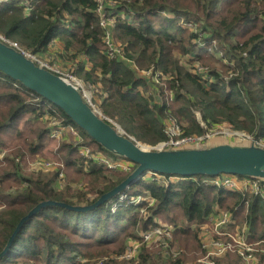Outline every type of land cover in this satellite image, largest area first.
Returning a JSON list of instances; mask_svg holds the SVG:
<instances>
[{
    "label": "trees",
    "instance_id": "trees-1",
    "mask_svg": "<svg viewBox=\"0 0 264 264\" xmlns=\"http://www.w3.org/2000/svg\"><path fill=\"white\" fill-rule=\"evenodd\" d=\"M115 1L114 24L107 28L121 51L114 57L108 54L107 31L100 26L95 0L0 2V35L71 73L91 89L93 103L103 115L139 142L167 141L170 118L186 123L184 136H204L196 113L206 125L228 123L264 141V0ZM162 12L170 16H159ZM52 122L75 128L84 138L81 144L92 153L123 160L131 170L83 158L75 144L63 142L52 153L64 163L63 171L85 174L88 186L61 191L54 187L55 174L22 177L21 162L49 155ZM0 149L11 155L0 170V253L21 220L39 204L92 205L136 168L94 141L60 108L1 71ZM148 180L140 179L91 211L42 207L23 224L0 264H92L91 259L104 256L108 258L104 264H113L109 252L121 256L127 239L137 238L162 216L170 224L181 217L184 227L175 238L186 242L185 236L193 237L197 248V233L190 230L197 231L216 208L247 224L251 241L264 240L261 197L194 181L167 186ZM5 181L22 186L20 192H7ZM123 196L126 202L119 201ZM138 197L155 202L140 203L144 212L140 214V207L130 201ZM173 211L178 214L170 216ZM158 251L163 262L152 260L145 248L138 264H186L189 258L185 254L166 258L163 250Z\"/></svg>",
    "mask_w": 264,
    "mask_h": 264
},
{
    "label": "water",
    "instance_id": "water-1",
    "mask_svg": "<svg viewBox=\"0 0 264 264\" xmlns=\"http://www.w3.org/2000/svg\"><path fill=\"white\" fill-rule=\"evenodd\" d=\"M0 71L60 108L80 129L108 152L136 166L126 180L92 205L70 206L56 202L39 204L21 220L0 253V258L8 253L23 224L42 207L60 205L75 212L91 211L126 192L147 173L182 178L214 177L225 174L264 179V148L253 143L248 146L226 143L207 147L190 145L182 148L147 149L102 117L84 99L81 89L71 81L39 66L19 50L2 41H0Z\"/></svg>",
    "mask_w": 264,
    "mask_h": 264
},
{
    "label": "built area",
    "instance_id": "built-area-1",
    "mask_svg": "<svg viewBox=\"0 0 264 264\" xmlns=\"http://www.w3.org/2000/svg\"><path fill=\"white\" fill-rule=\"evenodd\" d=\"M9 1V0H3ZM98 5L99 22L102 28H106V44L111 45L108 54L114 57L116 53H121L120 49L111 43L113 40L112 31L108 30V26L113 23V16L115 14L116 1L115 0H95ZM112 15V17H111ZM114 24V23H113ZM112 24V25H113ZM0 41L9 46L19 50L24 56L33 60L39 66L71 81L74 85L81 89L84 99L94 108L92 97L87 99L84 94V87L71 73L64 74L60 72L56 66H51L44 60L35 56L30 52H26L16 42L9 41L0 35ZM56 67V68H55ZM202 72V68H199ZM91 93V92H90ZM92 96V95H91ZM95 109V108H94ZM96 110V109H95ZM52 125L65 128V125L52 122ZM71 130L73 127L67 126ZM166 132L168 140L160 144L159 149L165 148H182L190 145H203L209 138V135L193 138L184 136V131L177 119L170 118L167 123ZM264 148V147H263ZM0 158L6 157L5 151ZM80 154L89 160H95L101 165H106L111 169H118L117 162L112 161L107 155L96 152L92 153L88 147L83 146ZM35 159V167L38 171H53L57 170L60 164L54 160L50 161ZM122 165V164H121ZM130 164L127 165L129 167ZM123 168V165L120 166ZM59 173V172H58ZM159 184L169 185L175 180H190L207 186L215 187L219 190H228L234 193H241L244 197L246 195H254L264 199V179H254L249 177H238L236 175H219L214 177L197 176L191 178L182 177H168L158 173H148ZM122 199L124 198L121 197ZM135 202L143 203L149 202L150 206L154 204V200L147 197H138ZM156 224L150 225L146 230L140 232L137 238H133V242L128 240L125 246V252L119 256V259L126 260L131 264H138L140 253L143 249L163 250L168 257L177 258L181 255L173 243L174 234L180 228L174 224H162L155 219ZM197 233L198 245L200 248V255L193 264H228L229 261L237 257L242 264H264V240L253 242L249 238V228L247 224H242L234 213L225 211L219 208L215 209V213L208 216L206 221L200 225ZM108 261L107 257L100 258L98 262L93 264H104Z\"/></svg>",
    "mask_w": 264,
    "mask_h": 264
},
{
    "label": "rangeland",
    "instance_id": "rangeland-1",
    "mask_svg": "<svg viewBox=\"0 0 264 264\" xmlns=\"http://www.w3.org/2000/svg\"><path fill=\"white\" fill-rule=\"evenodd\" d=\"M0 2L6 3L7 1L0 0ZM159 16L168 17L170 15H167V14H165V13L162 12V13L159 14ZM155 23H157V20H156ZM111 43L113 45H115V46L118 44V42H117L116 39H113L111 41ZM107 46H108L107 47V50H108L111 45H108L107 44ZM25 51L26 52H29L27 50H25ZM42 60H44L45 63L47 62L48 64H50L46 59H42ZM64 61H66V60H64ZM68 62H66V65H65V67H67V68H69V63ZM50 65H52V64H50ZM56 67H57V69L60 72H62V68L60 66H57L56 65ZM67 73H69V72H66L64 74H67ZM144 76H147V72L144 73ZM84 90H85L84 91V94L87 97V99H91L92 96H91V93L89 91L91 89L89 88V90H87V89L84 88ZM94 108L96 109V111L102 117H104L106 120L110 121L111 123L115 124V127L117 129H119L120 132L126 134V132L122 129V127L120 125H118L117 122H115L112 119H110L109 117L103 115L101 109L99 107H97L95 104H94ZM196 117L201 122V125L204 126V128L206 130V133L204 135H209V138L207 139V141H205L204 143H202L203 146L205 145L204 147L213 146V145H216V144H226V143L232 144V145H238V146H241V145L242 146L243 145L248 146L251 143H253V144L258 145L260 147H264V141H260V140H257V139L255 140V138H253L248 133L233 129L228 123L218 124L217 126H209V125H206L204 122H202V120L200 119V114L196 113ZM49 123H51V121H49L48 124ZM180 125L182 127V126L186 125V123L185 122H182V124L180 123ZM65 128L66 129H63L62 127H59V126H55L51 130V133L50 134H51L52 143L49 145V148H50V149H48L49 150L48 151L49 152L48 153L49 155H45L44 157L43 156H35L34 158L28 160L27 162H21L20 163L21 164L20 174L22 175V177L29 176V177H44V178H46L48 176L51 177L53 174H55L56 178H55V181L53 182L54 187L57 190H61V191H66L68 189L74 190L76 188L88 186L89 180L86 178V176H84L85 174L82 173L81 175H79V174H75L74 172L72 173L71 171H68V170H64L63 171V168L62 167H64L63 166L64 163L63 162H60L58 160V158L56 157L57 155L56 154L54 155L52 153V152L57 151L59 149L60 145L63 142H67V143H71L73 145L75 144V146L78 147V153H79V155L82 156L80 154V150L82 149L83 146H85V145H82L81 144V143L84 142V138L82 137V135H80L79 131L76 130L75 128L74 129L71 128V130L67 126H65ZM128 136L131 137V138H133L130 135H128ZM190 137L198 138L200 136L197 135V134H192ZM137 142H139V141H137ZM139 143L142 146H144L147 149H149V150L159 149L160 148V144H161V143H159V144H156V145H152V144H148V143H144V142H139ZM73 145H71V146L73 147ZM86 146L88 147V149L90 148L88 145H86ZM2 151H5L6 157L4 156L3 158H0V170L2 168H4V167L7 166L8 157H11L10 153L7 150H5V149H3V150L0 149V155L3 154ZM58 157H61V155L59 154ZM37 158H39L38 160H41L43 162H44V160L50 161L48 159L54 160V161H56V162H58L60 164V167L58 166V169L57 170H53V171H49V172L48 171H38L36 169V167H35V162L36 161H34ZM113 160H114V162H117L118 163V165H119L118 168H120V166L123 165V168H120V169H122V171L126 172L128 170H131L130 167H127V165H128L127 162H124L123 160H116V159H113V157H112V161ZM60 169H62V171ZM58 172H59V174L57 175L56 173H58ZM143 179L144 180L150 179L148 181L156 182V180L153 179L151 177V175H149L148 173L145 176H143ZM178 181H190V180H183V179H181V180H178ZM178 181L175 180L174 182H178ZM4 187L5 188H8L9 187L7 189V192L18 193V192H20L22 186H20V188H18L17 185L11 183L10 181H5ZM126 199H127V197H125L123 199L121 198L119 201L120 202H126ZM130 201L133 202V204H134L135 207H138V206L140 207V210H139L140 214H143L144 213L142 211V206L139 205L140 204L139 202H135L134 199H132ZM116 204H117V201H114L113 206H115ZM149 206H150V204H149ZM221 209H223V208H221ZM0 210H1V208H0ZM146 212H147V210H146ZM175 214H178V211H173L172 213H170V216H176ZM157 220L160 221L164 225L170 224V223L167 222L165 216L158 217ZM183 222L184 221L182 220V218L181 217H178V219L176 220V222H173L171 224H174V225L178 226L181 229V228L184 227ZM193 231L195 233H198L199 229L196 231V228H192L190 230V232L193 233ZM185 238H186V242H183L184 240L182 241L179 238L176 239V238L173 237V243H174L175 248L181 252L180 254H182V255L185 254V257L188 256L189 258L190 257H193L192 259H189L188 257H186V258H188L186 264H193V262H195L196 259H197V257L200 255V248L198 246L196 248V246L193 244L195 242L193 240V237L185 236ZM131 239H133V237L127 239L126 242L128 240H130V242H133L134 240H131ZM196 239H197V236H196ZM197 242H198V240H197ZM149 251L151 252L150 254H151L152 260H155L156 262H163L162 260H160V258H158L159 255H160V251H158L156 249H149ZM97 252H98L97 249H94L93 250V254H97ZM108 254H109L108 256H111L109 258H113L112 259L113 260V264H127V263L128 264H131V263L127 262L126 260L119 259L118 258L119 257V254H117L116 252H109ZM164 255L166 256V258H170L166 254H164ZM194 256L196 257L195 259H194ZM80 258H81L82 261H87L88 260V258L85 257V256H80ZM100 258H103V257H99V258L98 257H95V258L91 259L90 262H92V264H93L95 262H98V260ZM228 264H242V263H241V261L237 257H235V258H233V260L229 261Z\"/></svg>",
    "mask_w": 264,
    "mask_h": 264
},
{
    "label": "bare ground",
    "instance_id": "bare-ground-1",
    "mask_svg": "<svg viewBox=\"0 0 264 264\" xmlns=\"http://www.w3.org/2000/svg\"><path fill=\"white\" fill-rule=\"evenodd\" d=\"M228 191V190H227Z\"/></svg>",
    "mask_w": 264,
    "mask_h": 264
},
{
    "label": "crops",
    "instance_id": "crops-1",
    "mask_svg": "<svg viewBox=\"0 0 264 264\" xmlns=\"http://www.w3.org/2000/svg\"><path fill=\"white\" fill-rule=\"evenodd\" d=\"M67 138V137H66Z\"/></svg>",
    "mask_w": 264,
    "mask_h": 264
}]
</instances>
